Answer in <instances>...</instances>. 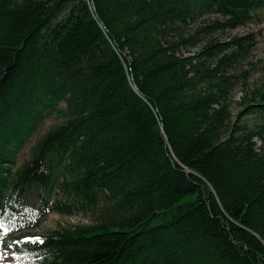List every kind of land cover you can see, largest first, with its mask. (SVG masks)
<instances>
[{
  "label": "trees",
  "instance_id": "obj_1",
  "mask_svg": "<svg viewBox=\"0 0 264 264\" xmlns=\"http://www.w3.org/2000/svg\"><path fill=\"white\" fill-rule=\"evenodd\" d=\"M262 11L264 0H0L6 249L28 264H264V91L238 115L262 127L238 126L229 74L255 39H210ZM77 211L94 222L16 236Z\"/></svg>",
  "mask_w": 264,
  "mask_h": 264
},
{
  "label": "rangeland",
  "instance_id": "obj_2",
  "mask_svg": "<svg viewBox=\"0 0 264 264\" xmlns=\"http://www.w3.org/2000/svg\"><path fill=\"white\" fill-rule=\"evenodd\" d=\"M216 19L215 16L206 17L205 21ZM193 25L192 27H196ZM251 36L255 39L254 48L245 57L229 71V74L233 77V86L231 90L232 101V113L233 123L238 126H243L247 130L257 131L262 127L261 120L256 115H243L239 117V113L244 111L245 102L253 97L255 93L259 94L264 91V11L260 12L252 22L244 27H241L234 31H223L215 33L210 39H215L218 42H229L233 38ZM202 48V45L196 48L182 49L181 54L191 55L194 52H198ZM61 120L58 119L56 114L48 117L39 127L34 134L30 143L21 152L17 167H21L24 163L30 160V153L32 147L36 142L42 138L47 132L57 126ZM257 147L264 150V139L255 140ZM62 194L56 193V197ZM104 202H102V206ZM95 216L92 211L88 213L75 212L72 215H61L58 213H50L42 221L41 225L35 229L27 230L17 234V237L32 236H46L52 231H62L67 228H73L76 226L90 225L94 222ZM7 242H0V264H28L24 258H18L11 251L6 249Z\"/></svg>",
  "mask_w": 264,
  "mask_h": 264
}]
</instances>
